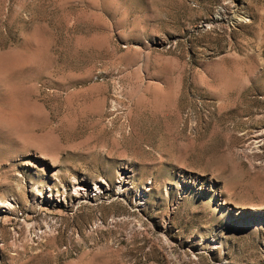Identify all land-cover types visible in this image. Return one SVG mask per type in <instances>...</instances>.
Returning <instances> with one entry per match:
<instances>
[{
    "label": "rangeland",
    "instance_id": "rangeland-1",
    "mask_svg": "<svg viewBox=\"0 0 264 264\" xmlns=\"http://www.w3.org/2000/svg\"><path fill=\"white\" fill-rule=\"evenodd\" d=\"M3 201L0 264H264V0H0Z\"/></svg>",
    "mask_w": 264,
    "mask_h": 264
},
{
    "label": "bare ground",
    "instance_id": "bare-ground-1",
    "mask_svg": "<svg viewBox=\"0 0 264 264\" xmlns=\"http://www.w3.org/2000/svg\"><path fill=\"white\" fill-rule=\"evenodd\" d=\"M119 183L120 184L123 183L122 179H120ZM125 183H127V182H125ZM98 184H100V185H98ZM101 185L107 186V184L102 179H98V180L93 182V184H92L93 189L91 190V187L84 184L82 182V180H76L75 179L72 182V185L70 186V191L67 193L66 197L69 198L70 202L72 200L75 206L79 205L81 203V200H85L86 202H88V204H91V203L95 202L96 198H98V196L102 190ZM117 191H119V187H117ZM50 196L51 195H48L47 198L50 199ZM54 196H55V198H53V199L59 198L58 194H55ZM64 198L65 197L63 196L62 201L65 200ZM12 208H13V206L10 203H8L7 201H3L2 203H0V211L4 210L5 212L6 211L9 212V211H11Z\"/></svg>",
    "mask_w": 264,
    "mask_h": 264
}]
</instances>
